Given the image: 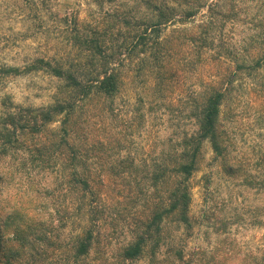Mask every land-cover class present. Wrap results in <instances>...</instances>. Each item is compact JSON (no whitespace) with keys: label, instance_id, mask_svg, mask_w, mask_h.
<instances>
[{"label":"trees","instance_id":"trees-1","mask_svg":"<svg viewBox=\"0 0 264 264\" xmlns=\"http://www.w3.org/2000/svg\"><path fill=\"white\" fill-rule=\"evenodd\" d=\"M23 1L36 9L48 2ZM81 1L83 18L77 9L54 14L67 52L34 58L21 71L0 68V80L42 71L59 81L49 105L22 108L3 101L14 111L0 119V155L7 148L19 149L30 157L21 167L36 161L42 171L53 174L54 182L26 178L24 189L6 199L0 264H264V238L259 247L245 250L231 236L233 227L245 221L241 213L220 215L218 202L198 218L190 213L191 181L202 162L204 143L223 176L264 201V151L251 157L233 154L221 123L223 105L237 84L255 85L264 97L259 78L264 70V16L252 20L257 31L252 41L261 40L257 54L248 62L234 61L228 73L194 95L188 104L194 130L183 132L141 166L108 122L81 123L80 117L94 102L103 115L112 112L127 62L150 78L151 94L160 96L165 85L192 66L190 60L174 57L181 45L196 60L212 48L209 28L219 0ZM199 13L204 20L193 29L182 28ZM96 148L115 153L102 170L90 163ZM203 181L207 193L209 179ZM261 212L264 208L256 206L247 220L251 227L264 226ZM203 226L216 236L213 244L189 248L195 228ZM204 233L208 238L210 233Z\"/></svg>","mask_w":264,"mask_h":264},{"label":"rangeland","instance_id":"rangeland-1","mask_svg":"<svg viewBox=\"0 0 264 264\" xmlns=\"http://www.w3.org/2000/svg\"><path fill=\"white\" fill-rule=\"evenodd\" d=\"M208 1L216 3L218 0ZM81 2L48 0L44 7L36 9L23 0H0V68L15 67L21 71L34 58L60 55L63 50L67 52L68 44L61 34L62 25L54 19V14L64 16L77 9L79 17L83 18ZM215 9L216 18L209 28L212 48L203 51L200 60H196L189 54L188 48L181 45L174 57L186 62L190 60L192 66H187V72L180 71L179 78L176 75L165 85L160 96L151 94L150 78L142 71L136 72L137 65L134 62H127L123 67L124 83L112 103V112L109 110L108 114L103 115L101 105L94 102L87 114L83 112L80 122H108V127L117 133L123 147L135 156L141 166L150 162L159 150L168 149V144L174 143L183 132L193 131L194 122L188 111L193 96L228 73L234 67V61L248 62L257 54L261 43V40L252 41L257 34L256 23L252 20L264 16V0H219ZM219 11L222 12L221 16L217 13ZM200 12L205 13L204 10ZM201 20L204 18L199 13L182 28L193 29ZM259 78L264 82V70L260 71ZM58 85V79L42 71L2 78L0 119L14 111L4 106L3 101L22 108L46 106L52 103ZM221 123L229 133L233 154L251 157L264 151V97L255 91V85L244 82L237 84L233 96L223 105ZM56 126L57 123L50 128ZM7 149V154L0 155V219L6 210V199H13L15 194L24 189L26 178L33 176L41 182L46 177L47 184L52 185L54 182L53 174L42 171L36 161L20 166L22 161L30 160L28 154L19 149ZM95 150L96 155L91 156L90 153V163L98 170L107 167L115 158L112 149ZM253 157L256 159L257 155ZM254 160L249 162V167H253ZM205 177L209 179L207 193L203 189ZM191 183L190 213L193 216L200 217L207 207L218 202V208L222 210L220 215L230 216L238 212L245 220L231 231V236L237 239L242 248L253 250L263 243L264 226L251 227L247 221L256 206L264 208L262 197L251 191H240L239 183L223 176L207 143L203 144V159ZM204 197L207 201H204ZM258 217L263 218L264 222V212ZM207 231L210 233L208 238L204 233ZM215 238L211 229L205 226L195 228L189 248H209Z\"/></svg>","mask_w":264,"mask_h":264}]
</instances>
